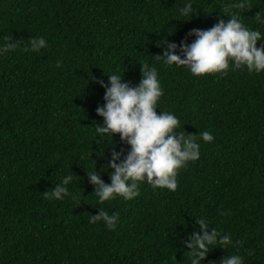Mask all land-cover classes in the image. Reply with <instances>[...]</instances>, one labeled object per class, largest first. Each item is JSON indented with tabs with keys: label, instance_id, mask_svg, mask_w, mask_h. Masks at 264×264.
Wrapping results in <instances>:
<instances>
[{
	"label": "trees",
	"instance_id": "trees-1",
	"mask_svg": "<svg viewBox=\"0 0 264 264\" xmlns=\"http://www.w3.org/2000/svg\"><path fill=\"white\" fill-rule=\"evenodd\" d=\"M236 2L193 0L194 15L180 17L185 0H0V44L19 42L0 55V264H190L185 242L200 218L235 245L210 246L203 264L230 254L264 264V72L233 71L230 63L226 75L196 77L156 58L163 41L190 44L191 30L233 12L264 34L254 18L264 15V0H248L246 12ZM41 36L47 48L23 50ZM140 64L157 69L164 90L157 113L171 112L180 130L208 131L214 140L198 141L200 158L179 170L175 192L143 182L133 200L99 204L87 173L96 164L110 183L112 170L103 169L111 152L126 155L129 146L119 134L95 132L105 103L96 81L119 74L136 86ZM69 172L78 177L69 185L78 199H46ZM100 208L119 214L114 231L89 223Z\"/></svg>",
	"mask_w": 264,
	"mask_h": 264
},
{
	"label": "clouds",
	"instance_id": "clouds-1",
	"mask_svg": "<svg viewBox=\"0 0 264 264\" xmlns=\"http://www.w3.org/2000/svg\"><path fill=\"white\" fill-rule=\"evenodd\" d=\"M234 7L246 12L250 5L248 0H237ZM177 11L180 17H192L193 0H185ZM254 18L257 24L264 25V15L258 12ZM188 36L195 37L190 44L186 41H181L179 45L163 41V55L156 58L169 67H186L196 77L213 73L226 75L230 63L233 71L246 67L249 73L264 72V34L246 27L237 12H233L227 21L220 19L208 30L193 29ZM18 43L6 38L0 44V55L15 50ZM47 47L48 41L44 37H31L23 50L39 53ZM61 66V61H57L56 67ZM141 74L142 79L136 86L122 82L123 76L119 74L108 75L107 83L96 81L105 89V103L96 109V114L103 118V124L94 126L95 132L111 139L114 134H119L120 141L129 146L126 155L123 150L111 152L107 168L103 169L112 170L109 173L110 183H105L97 174L96 164L94 170L87 173L99 204L117 197L125 201L133 200L140 195L143 182H147L153 190L175 192L179 170L186 167L188 162L200 158L201 145L198 141L202 139L211 143L214 140L208 131L198 136L180 130V120L171 112L160 111L158 114V101L164 95V90L157 69L143 64ZM76 179L78 177L69 172L51 192L44 193L45 198L63 201L67 197L77 200L78 194L69 190V185ZM89 217V223L102 221L109 231L116 229L119 220V214L109 215L103 208L99 209L98 214ZM195 225L199 226V231H193L185 242L189 249L190 264H203L211 251L210 246L219 244L222 250L235 247L231 234H222L214 227L209 233L210 226L205 219L195 220ZM220 264H244V258L239 254H230L222 258Z\"/></svg>",
	"mask_w": 264,
	"mask_h": 264
}]
</instances>
